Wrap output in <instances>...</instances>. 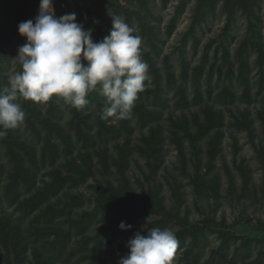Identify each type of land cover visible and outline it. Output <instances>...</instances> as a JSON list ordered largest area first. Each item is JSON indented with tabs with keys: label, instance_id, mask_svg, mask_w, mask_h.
I'll return each instance as SVG.
<instances>
[{
	"label": "rangeland",
	"instance_id": "obj_1",
	"mask_svg": "<svg viewBox=\"0 0 264 264\" xmlns=\"http://www.w3.org/2000/svg\"><path fill=\"white\" fill-rule=\"evenodd\" d=\"M39 2L0 0V90ZM53 8L94 42L121 17L148 78L128 119H101L98 89L79 109L18 99L24 122L0 138V264H118L153 228L175 233L172 264H264V0Z\"/></svg>",
	"mask_w": 264,
	"mask_h": 264
},
{
	"label": "clouds",
	"instance_id": "obj_2",
	"mask_svg": "<svg viewBox=\"0 0 264 264\" xmlns=\"http://www.w3.org/2000/svg\"><path fill=\"white\" fill-rule=\"evenodd\" d=\"M54 0H40L38 14L18 24L25 43L14 60L20 70L0 90V138L23 124L25 113L18 99L46 103L61 97L76 108L88 104L90 92L99 90L106 98L101 119H128L145 89L148 65L141 59V38L119 16H111V30L94 42L92 30L76 22V14L57 17ZM121 230H130L123 221ZM170 229L137 231L127 241L128 254L118 264H172L178 247Z\"/></svg>",
	"mask_w": 264,
	"mask_h": 264
}]
</instances>
